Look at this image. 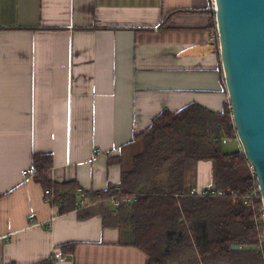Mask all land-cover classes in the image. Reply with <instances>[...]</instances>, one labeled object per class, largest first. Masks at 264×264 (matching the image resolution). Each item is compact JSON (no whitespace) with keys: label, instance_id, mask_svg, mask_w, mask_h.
Listing matches in <instances>:
<instances>
[{"label":"crops","instance_id":"obj_1","mask_svg":"<svg viewBox=\"0 0 264 264\" xmlns=\"http://www.w3.org/2000/svg\"><path fill=\"white\" fill-rule=\"evenodd\" d=\"M211 4L0 0V264H147L98 206L59 214L32 158L53 156V182L106 190L127 169L126 145L161 112L193 103L223 111ZM213 171L200 161L193 188H210Z\"/></svg>","mask_w":264,"mask_h":264},{"label":"trees","instance_id":"obj_2","mask_svg":"<svg viewBox=\"0 0 264 264\" xmlns=\"http://www.w3.org/2000/svg\"><path fill=\"white\" fill-rule=\"evenodd\" d=\"M210 9L216 27L212 4ZM216 46L220 52L219 40ZM236 136L230 99L221 112L193 103L161 112L135 135L126 147L138 148L118 186L86 191L76 181L53 182L48 177L53 166L49 153L33 155L34 180L49 190L48 198L59 214L77 209L79 203L98 206L104 224L122 229L125 243L148 255L147 264H264L262 199L245 203L258 184L257 177L243 149L227 152L222 141ZM203 160L214 165L209 191L224 194H190ZM122 161L123 155L110 158L112 163ZM132 196L137 200L124 202ZM114 198L120 205H107ZM75 245H63V252H73Z\"/></svg>","mask_w":264,"mask_h":264},{"label":"water","instance_id":"obj_3","mask_svg":"<svg viewBox=\"0 0 264 264\" xmlns=\"http://www.w3.org/2000/svg\"><path fill=\"white\" fill-rule=\"evenodd\" d=\"M214 2L233 121L257 177L264 208V0Z\"/></svg>","mask_w":264,"mask_h":264},{"label":"built area","instance_id":"obj_4","mask_svg":"<svg viewBox=\"0 0 264 264\" xmlns=\"http://www.w3.org/2000/svg\"><path fill=\"white\" fill-rule=\"evenodd\" d=\"M212 8L214 11H216V7H215V2L214 0H212ZM211 40L213 43H216L217 44V41L219 40L218 38V30H217V25L216 27L212 30V33H211ZM237 141H239V138L238 136H236L235 138ZM230 139L227 138V137H223L222 141L223 143L225 144L226 142H228ZM252 168V166H251ZM30 173L31 174H35L36 173V168L33 167L32 169H30ZM255 175V173H254ZM190 194L191 195H199V196H203V195H211V196H220L222 194H224V191L223 190H218V191H209V189H204V190H197L196 188H192V190L190 191ZM254 197H257V198H261L262 199V195H261V192H260V188H259V184L255 185V190L253 191V193H251L245 200V203L246 204H252V199ZM137 198L136 196H132V197H125L124 198V202L127 203V204H131L133 203L134 201H136ZM114 206H119L120 205V200L119 199H113L111 201ZM264 210V208H263Z\"/></svg>","mask_w":264,"mask_h":264},{"label":"rangeland","instance_id":"obj_5","mask_svg":"<svg viewBox=\"0 0 264 264\" xmlns=\"http://www.w3.org/2000/svg\"><path fill=\"white\" fill-rule=\"evenodd\" d=\"M238 146V142L236 141V139H230L228 141V143L224 144V149L226 151H233L236 149V147ZM137 146H132L130 149H126L125 151V157L127 159L128 162H126V165L128 166V163L131 161V155L137 150Z\"/></svg>","mask_w":264,"mask_h":264}]
</instances>
